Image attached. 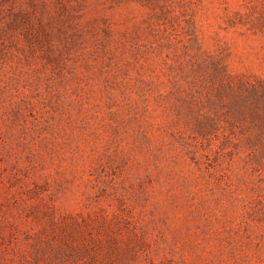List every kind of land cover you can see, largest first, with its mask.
Listing matches in <instances>:
<instances>
[{
    "label": "rangeland",
    "instance_id": "374dc122",
    "mask_svg": "<svg viewBox=\"0 0 264 264\" xmlns=\"http://www.w3.org/2000/svg\"><path fill=\"white\" fill-rule=\"evenodd\" d=\"M90 255L264 264V0H0V264Z\"/></svg>",
    "mask_w": 264,
    "mask_h": 264
},
{
    "label": "trees",
    "instance_id": "16d2710c",
    "mask_svg": "<svg viewBox=\"0 0 264 264\" xmlns=\"http://www.w3.org/2000/svg\"><path fill=\"white\" fill-rule=\"evenodd\" d=\"M82 259V258H80ZM96 263V259L93 257V255H90L88 260H84L82 261L81 264H95Z\"/></svg>",
    "mask_w": 264,
    "mask_h": 264
}]
</instances>
